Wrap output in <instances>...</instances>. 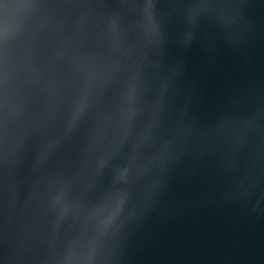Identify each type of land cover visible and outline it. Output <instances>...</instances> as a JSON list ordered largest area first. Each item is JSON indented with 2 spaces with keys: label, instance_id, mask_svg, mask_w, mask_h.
Instances as JSON below:
<instances>
[{
  "label": "water",
  "instance_id": "obj_1",
  "mask_svg": "<svg viewBox=\"0 0 264 264\" xmlns=\"http://www.w3.org/2000/svg\"><path fill=\"white\" fill-rule=\"evenodd\" d=\"M20 2L0 264H264V0Z\"/></svg>",
  "mask_w": 264,
  "mask_h": 264
},
{
  "label": "clouds",
  "instance_id": "obj_2",
  "mask_svg": "<svg viewBox=\"0 0 264 264\" xmlns=\"http://www.w3.org/2000/svg\"><path fill=\"white\" fill-rule=\"evenodd\" d=\"M26 3H12L4 4L2 14H0V42L6 41L15 27V20L13 17L14 10H22L27 8ZM66 264H74V258L69 256ZM85 264H91V258L85 262Z\"/></svg>",
  "mask_w": 264,
  "mask_h": 264
}]
</instances>
